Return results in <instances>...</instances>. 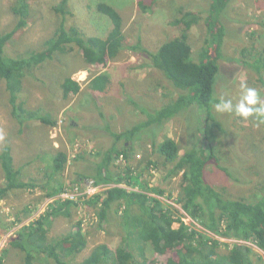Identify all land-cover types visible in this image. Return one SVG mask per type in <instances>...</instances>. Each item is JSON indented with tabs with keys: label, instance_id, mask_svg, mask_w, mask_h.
<instances>
[{
	"label": "trees",
	"instance_id": "trees-1",
	"mask_svg": "<svg viewBox=\"0 0 264 264\" xmlns=\"http://www.w3.org/2000/svg\"><path fill=\"white\" fill-rule=\"evenodd\" d=\"M232 1L205 0L206 8L201 12L180 8L178 17L169 26L181 29V35L169 39L156 52H152L144 49L140 43L126 47L128 42L123 30L124 21L116 9L105 3L97 5V11L110 19L112 28L105 37L87 36L77 27L68 25L73 15L70 0H62L54 8L61 19L56 34L44 43L42 49L28 50L16 57L8 55L6 49L27 26L32 10L26 0L13 2L10 9L16 17V26L6 33L0 31V78L6 85L12 115L21 124L38 121L42 125H56L58 119L55 118V113L53 117L52 109L47 107L31 110L27 107L26 100H23L27 97L24 81L26 78L37 79L36 72L44 68L57 52L66 54L75 47L83 51L85 63L90 68L97 69L106 68L125 49L139 50L148 56L152 61L150 66L158 74H162L168 85V88L163 86L168 91L163 98L157 96L160 92L158 90L162 88L159 86L160 78L151 83L155 87L154 91L144 90L140 97H135L136 100L126 98L131 102L128 108L132 110L134 107V111H142L144 118L142 123L125 131L121 129L120 118H109L106 115L102 103L94 93L96 91L107 95L110 92L112 81L108 73L94 75L86 94L77 81L69 76L64 79L62 88L65 100H69L71 95L83 96L84 101L77 105V109L90 118H82L84 122L81 120L80 125H76L74 121L71 124L86 128L92 133L93 141L104 142L103 146L88 154L79 153L76 156L79 167L74 172L76 180L71 187H82L92 181L95 185L108 189L103 194L88 196L89 200L82 201L87 195L79 198H83L81 202L61 198L63 192L60 191L64 190L62 175L69 164V154L64 148H53L54 155L42 156V159L51 157L49 166L40 167L36 172L38 175L43 174L42 179H37V174L34 175L29 170L31 162L29 168L16 166L11 146H5L0 151V168L3 174L1 200L30 187L48 191L46 199L58 197L36 220L19 228L17 238L10 243L12 248L20 251L22 264H38L43 257L48 258V263L76 264V257L85 251L91 235L90 231L83 228L84 219H76L80 216V211L88 216V209L91 208H95L91 221L97 225L96 229L111 232L110 226L118 225V233L122 239L119 247L114 250L106 244L98 245L81 264H262L252 256L253 250L248 247L238 246L227 255H222L215 239L191 232L183 223L178 228L175 227V222L178 221L173 211L175 208L167 209L160 198L150 194L165 195L166 191L160 186H151L145 179V174L152 170L158 171L159 168L164 174L162 182L181 177L177 202L186 212L203 220L204 225L214 233L236 239H254L264 251V192L237 198L229 196L225 193V188H218L206 179L209 163L220 161L215 147L220 143V132L225 130L216 121L218 118H213L211 109L219 102L214 97V86L220 70L218 62L224 58L223 45L230 36L224 19H230L232 11L229 14L228 8ZM154 6L155 3L151 7H145L142 1L139 3L143 12L150 11ZM203 22L206 25V38L199 47L198 55L193 57V48L189 43L190 33ZM251 41V46L233 52L227 63H237L252 70L257 76V83L264 88V44L257 50L255 38ZM199 55L201 59L197 62ZM194 108L204 109L210 118L199 121L197 135L188 138L186 126L193 118L187 116L193 114ZM128 115H132L131 112ZM169 123L177 124L175 126L181 128L183 139L185 136L191 141L182 146L173 137H162ZM197 123L195 121L196 127ZM216 126L221 129L215 133ZM143 131L145 132L142 133ZM142 137L145 140H141ZM235 137L234 135L233 138ZM144 143H148L150 149L145 151L143 158H137L136 150ZM121 157L127 165L117 170L115 178L118 165L114 161ZM120 183L127 187L116 185ZM164 198L171 197L166 195ZM23 212L30 216L32 211L26 207ZM58 217L68 220L72 231L61 238H50L52 223ZM26 220L19 214L14 217L0 214V223L4 221L2 225L6 232L22 225ZM149 246L154 251L152 260L146 254ZM7 258L8 250L5 248L0 254V264H7Z\"/></svg>",
	"mask_w": 264,
	"mask_h": 264
},
{
	"label": "rangeland",
	"instance_id": "rangeland-1",
	"mask_svg": "<svg viewBox=\"0 0 264 264\" xmlns=\"http://www.w3.org/2000/svg\"><path fill=\"white\" fill-rule=\"evenodd\" d=\"M14 1L16 0H0V31L2 33L9 32L16 26V17L10 9ZM26 1L31 7L32 14L27 26L17 38L11 41L6 49L7 54L13 57L22 55L28 50L42 49L44 43L56 34L60 26L61 19L55 13L54 8L59 6L62 0ZM141 1L145 7H151L152 3H155V6L150 11L143 12L144 9L139 7ZM100 3L107 4L121 14L124 21L123 30L128 42L126 47L140 43L144 49L152 52H156L169 39H175L181 35V29L177 27L173 29L169 26V23L178 17L180 8L200 12L206 8L205 0H70V11L73 15L68 25L77 27L87 36L105 37L112 27L110 19L97 11V5ZM231 11L232 14H230ZM228 12L231 20L229 18L224 19V24L230 36L226 38L223 45L224 58L218 62L220 70L214 86V97L218 101L221 97H225L236 103L240 96V84L245 83L249 87L255 88L261 101H264V88L257 83V76L253 74V71L243 68L237 63H227L228 57L230 58L233 52L251 46L253 38L256 40L257 50L264 44V24H261V22H264V0H233ZM205 38L206 25L203 22L201 26L194 27L190 33L189 43L193 48V57L200 52L199 47L204 44ZM193 59L195 60V58ZM200 59L201 56L199 55L197 62ZM151 62L148 56L141 51L125 49L120 53L119 58L109 62L106 68L97 69L90 68L85 63L83 51L78 47L66 54L57 52L52 59L47 61L44 68L36 72L37 79H25L24 89L27 97L23 99L26 100V105L31 110L47 107L52 109L53 117L56 116L55 118L58 119L56 125L53 126L42 125L38 121H26L24 124L17 121L12 115L6 85L0 78V136H2L0 151L5 146H11L16 166L29 168L31 162L29 170L33 171L35 175L40 167L49 166L51 157L48 156L54 155L53 148H64L69 154V164L62 175L64 190L62 189L63 191L60 192L72 188L73 181L76 180L74 172L79 167L76 156L79 153L88 154L91 150L103 146L104 142L93 141L92 133L90 134L86 128L71 124V121H74L73 123L80 125L82 118L85 120L90 118H87L82 110L78 111L77 109V105L84 101L83 96L71 95L72 97L69 100H65L62 82L69 76L80 84L86 94L89 91V82L94 75L108 73L112 81L110 92L107 95L96 91L94 93L97 94L99 101L102 103V107H104L102 109L105 110L106 115L109 118H120L119 122L122 121L121 129L126 131L142 123L144 118L142 111L138 109L134 111V107L132 110L128 108L131 102L126 98L136 100L137 97H140L142 91H154L155 87L151 83L158 78H160L159 86L162 87L158 90L160 91L157 95L158 98H163L168 94V91L163 89L164 85L168 88L165 79L162 74L159 73L160 76L150 66ZM114 103L118 104L113 105ZM203 110L194 108L193 114L187 116V118H193L191 122H187L186 131L188 136H186L188 138L197 135L199 121L201 122L203 118H210V115ZM211 110L213 118H218L216 121L225 130L220 132V143L215 147L218 151L216 155L220 161L219 163L215 161L209 163L206 174L207 181L214 183L218 188H225V193L237 198L251 197L263 193L264 124L257 126L254 120L242 121L234 114L217 113L214 109ZM130 112L132 115H128ZM53 113H55V116ZM195 118L197 119L195 120ZM123 119L127 120L124 122ZM82 121L84 122V120ZM195 121L198 122L197 127ZM175 125L177 124L169 123L162 137H173L184 146L187 141L191 140H187L185 136L184 140L181 136V128ZM221 127L216 126L214 128L215 133ZM157 129L159 130L160 127ZM234 135L235 138H233ZM141 140H145V137H142ZM149 149L148 143L142 144L136 150V157L140 158L142 156L143 158L145 151ZM43 155L48 156L42 159ZM114 164L118 165L114 173V177L117 178V170L123 169L127 164L117 160L114 161ZM159 169L158 171L152 170L147 175L145 174V179L153 187L154 185L162 187L166 194H150L160 198V201L166 195L177 199L181 189V177H176L170 182H162L164 174ZM37 176V179H42L43 174H37ZM2 182L3 174L0 168V187ZM54 185L53 183L52 186ZM137 190L139 191V188ZM104 192L106 191L101 190L98 194ZM47 194L48 191L40 187H30L26 191L16 192L10 194L6 199H0V214L11 217L19 214L25 220L30 217L25 223L8 232L3 229L2 223L4 221L0 223V254L7 248V264H22L20 251L12 248L10 243L17 238L19 228L36 220L47 210L52 201L58 199V197L46 199ZM80 197L76 199L78 202L83 199H79ZM89 198L86 196L82 201L89 200ZM164 206L169 209L167 205L164 204ZM26 207L32 211L30 216L23 212ZM88 211V216L80 211V216L76 219V221L84 219L83 228L91 232L88 246L84 252L76 257V264H81L98 245L106 244L114 250L119 247L122 239L121 234L118 233V225L110 226L111 232L105 229H96L97 225L95 226V223L93 224V221H91V218L94 217L95 208L88 209ZM173 211L178 216L174 209ZM119 218L121 217L119 216ZM198 220L203 227L212 232L210 228L204 225L203 220L199 218ZM223 225L225 228L224 222ZM179 226L180 223L175 222V227L178 228ZM70 231H72L71 223L63 217H58L52 223L49 237L61 238ZM199 233L196 234L207 238L210 236L206 231H199ZM250 247H253L250 248L253 250L252 256L264 264V254L256 247ZM219 248L222 255H227L230 250H233V246L227 243H219ZM146 254L149 260L154 258V251L151 250L150 246L147 248ZM47 260V257H43L38 264H54L48 263Z\"/></svg>",
	"mask_w": 264,
	"mask_h": 264
},
{
	"label": "built area",
	"instance_id": "built-area-1",
	"mask_svg": "<svg viewBox=\"0 0 264 264\" xmlns=\"http://www.w3.org/2000/svg\"><path fill=\"white\" fill-rule=\"evenodd\" d=\"M101 190L107 191L108 189L105 188L104 186L95 185L94 182L90 181L86 183V185H82V187L74 186L73 188L66 189L62 193L61 198L63 200H76L78 197L82 195L92 196L94 194H98L100 193ZM162 202L168 207L175 208V211L178 213V216L175 215V217L178 219L176 223L185 224L188 227L189 231L195 232V233H199V231H206L210 235L208 237L215 239L216 242H218V244L227 243L230 246H233V248L238 247V246L253 248L250 246H254L264 254V251L259 247L258 243L254 239H249V240L236 239L232 237L221 236L220 234H216L213 231L212 232L209 231L207 228L202 226L198 218H195L192 215H190L188 212L184 211L182 206L177 202V199L163 198Z\"/></svg>",
	"mask_w": 264,
	"mask_h": 264
},
{
	"label": "clouds",
	"instance_id": "clouds-1",
	"mask_svg": "<svg viewBox=\"0 0 264 264\" xmlns=\"http://www.w3.org/2000/svg\"><path fill=\"white\" fill-rule=\"evenodd\" d=\"M240 90L236 103L231 99L221 97L219 102L213 105L214 110L217 113L234 114L242 121L254 120L257 126L264 124V101H261L258 91L245 83L240 84Z\"/></svg>",
	"mask_w": 264,
	"mask_h": 264
},
{
	"label": "bare ground",
	"instance_id": "bare-ground-1",
	"mask_svg": "<svg viewBox=\"0 0 264 264\" xmlns=\"http://www.w3.org/2000/svg\"><path fill=\"white\" fill-rule=\"evenodd\" d=\"M117 161H121V162H124V164H126L125 163V159L123 158V157H121V159H119V160H117ZM156 171V170H155ZM116 185H119V187H122V188H126V185L125 184H116ZM182 206V205H181ZM182 208H183V206H182ZM183 210H184V208H183ZM185 211V210H184Z\"/></svg>",
	"mask_w": 264,
	"mask_h": 264
}]
</instances>
